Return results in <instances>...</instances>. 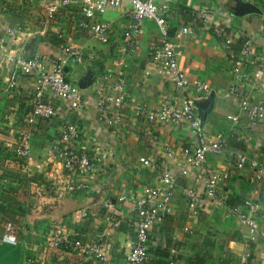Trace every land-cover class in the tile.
I'll list each match as a JSON object with an SVG mask.
<instances>
[{
	"label": "crops",
	"instance_id": "1",
	"mask_svg": "<svg viewBox=\"0 0 264 264\" xmlns=\"http://www.w3.org/2000/svg\"><path fill=\"white\" fill-rule=\"evenodd\" d=\"M171 36L181 26L192 23V14L209 10L216 24L226 26L236 38H246L264 67V0H172ZM43 0H0V22L4 29L17 32L12 40L0 34V247L20 251L17 264H91L68 249L48 244L56 231L82 242L97 241L107 226V219L120 220L122 225L108 243V264H127L125 255L133 240L134 213L131 202H120L131 195L140 196L146 187H158L157 174L145 168L146 159L171 170L177 177L170 213L159 218L149 232L147 264H168L172 257L178 264H239L240 255L248 250V229L237 220L227 218L224 210L202 202L194 211L182 195L185 188L200 189L196 173L180 174L181 151L193 145L187 126H157L135 116L138 107L153 110L175 95L173 87L157 74L148 60V47L157 43L159 35L153 23L143 21L144 34L134 54L127 58L125 101L122 109L124 126L109 129L98 123L95 83L106 74H116V48L129 19L127 3L122 10L106 13L101 19L110 21L114 30L113 45H102L90 33L80 31L76 21L78 6L58 10L54 22L44 32L38 25ZM3 8L5 11H3ZM207 28H196L195 36L175 38L178 64L192 82L206 83L210 96L200 99L196 107L202 128L209 135L226 136L228 147L253 156L264 152V120L251 122L241 113L235 98H226L233 83L231 64L223 47ZM72 44L83 53V62L67 70L66 79L80 90L84 109L70 111L60 102L50 121L37 120L29 125L31 80L18 76L17 87L5 91L14 72L12 59L20 55L55 56L61 44ZM241 98L264 104V83L250 81L240 92ZM46 102H50L45 95ZM238 118L233 124L228 116ZM65 123L81 129L84 144L94 139L104 149V160L85 179L87 189L69 191L75 184L54 159L51 148ZM21 131L30 133L31 160L20 161L12 153ZM173 151V155L168 153ZM225 170L229 179L220 186L219 194L230 207H241L250 198L264 203V186L251 184L246 170L238 171L227 155L209 156L205 168ZM104 201H112L114 212H107ZM86 213L85 218L81 215ZM264 231V223L256 220ZM7 235L15 245L2 243ZM252 259L264 264V243L257 239Z\"/></svg>",
	"mask_w": 264,
	"mask_h": 264
},
{
	"label": "built area",
	"instance_id": "2",
	"mask_svg": "<svg viewBox=\"0 0 264 264\" xmlns=\"http://www.w3.org/2000/svg\"><path fill=\"white\" fill-rule=\"evenodd\" d=\"M125 3L129 8L126 12L129 23L116 48V65L119 70L116 74L104 75L95 83L98 123L109 129H119L124 126L121 112L125 101L124 69L127 67V58L134 54L139 39L144 34L143 21L153 23L159 41L149 45L148 60L157 74L173 87L175 95L153 110L145 107L136 108L135 116L161 127L168 124L187 126L193 145L181 151L183 167L180 174L188 176L190 171H194L196 179L201 181L200 189L182 190L187 206L196 211L202 202H209L215 209L224 210L227 218L235 219L247 227L248 250L240 255L239 264H261L252 259L253 251L250 245H253L257 239L264 243V231L256 223L258 218L264 223V203L247 198L241 207L228 206L227 199L219 194V190L220 186L229 179V174L225 170L216 172L211 169L203 171V169L209 156L227 155L236 170L248 172V181L251 184L264 186V152L249 157L229 148L225 135L221 133L209 135L205 132L197 116L196 107L200 99L210 96V89L206 83L190 81L181 70L177 60L175 38L193 37L198 26L208 27L207 30L219 41L231 64L234 81L228 87L225 97L235 98L237 102L239 99V111L246 114L254 123L264 120V104L260 100L252 102L247 98H241L240 92L250 81L255 84L264 83V67L258 54L248 39L236 38L226 26L216 24L209 10L193 13L192 23L181 26L172 37L168 22L170 12L174 11L172 0H43L42 16L38 25L46 32L60 8L78 6L80 17L76 21L77 29L90 33L92 38L102 45H113L111 39L115 32L112 24L101 18L108 12L122 10ZM2 33L12 40L17 39V32L9 28L4 29L0 22V34ZM12 62L14 72L6 83L5 91L17 87L18 76L31 80L33 93L29 102L31 109V116L27 120L29 125H35L37 120L50 121L54 118L57 112L54 104L56 102L76 113L84 109V99L80 90L66 79L68 67L83 62V53L78 47L64 43L60 45L55 56L20 55L15 56ZM45 95L50 102H46ZM227 119L233 124L238 123V118L235 116L230 115ZM86 142L89 144H84L78 125L65 123L51 148L54 159L61 165L64 173L75 179V184L69 187L70 192L86 190V177L105 157L104 149L94 139H88ZM29 143L30 133L21 131L12 149V153L20 161L28 163L31 160ZM168 153L173 155L172 150H168ZM140 163L157 174L159 186L142 189L140 196L131 195L128 199L124 197L119 199L120 202H131L135 219L133 240L129 243L125 255L127 264H147L150 228L159 218L170 213L172 198L177 188V177L171 170L158 167L143 158L140 159ZM103 207L107 212H114L112 201H104ZM86 216V213H83L81 218ZM121 225L122 221L119 219L108 218L102 237L93 242L70 239L61 231H56L48 244L53 248L68 249L91 264H108V243ZM2 243L15 245L16 242L13 238L4 235ZM27 262L34 264L31 258H28ZM168 264H178V261L172 257Z\"/></svg>",
	"mask_w": 264,
	"mask_h": 264
},
{
	"label": "trees",
	"instance_id": "3",
	"mask_svg": "<svg viewBox=\"0 0 264 264\" xmlns=\"http://www.w3.org/2000/svg\"><path fill=\"white\" fill-rule=\"evenodd\" d=\"M20 256L19 249L0 247V264H17Z\"/></svg>",
	"mask_w": 264,
	"mask_h": 264
}]
</instances>
